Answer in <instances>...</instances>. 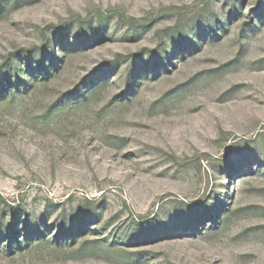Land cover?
<instances>
[{
  "label": "rangeland",
  "instance_id": "rangeland-1",
  "mask_svg": "<svg viewBox=\"0 0 264 264\" xmlns=\"http://www.w3.org/2000/svg\"><path fill=\"white\" fill-rule=\"evenodd\" d=\"M11 218L0 264H264V0H0Z\"/></svg>",
  "mask_w": 264,
  "mask_h": 264
},
{
  "label": "trees",
  "instance_id": "trees-1",
  "mask_svg": "<svg viewBox=\"0 0 264 264\" xmlns=\"http://www.w3.org/2000/svg\"><path fill=\"white\" fill-rule=\"evenodd\" d=\"M41 63L43 64L42 60L39 61L38 68L31 67L28 70V72H26V73H29L30 76L35 74L36 72H38L40 74H43L44 70L40 68V67H42ZM9 67H12V66H9ZM35 69H37V70H35ZM19 71H21V70H19ZM22 71H23V69H22ZM47 74H48V72H47ZM5 81L10 85V89H12V87L15 86L16 84L21 86L20 82H22V80L20 78H18L16 84L12 86L11 78H5ZM29 82H30L29 80L28 81H23V85H27ZM19 232H20V229L16 227L15 218H11L10 222L7 224V227L5 228V230L4 231H0V247L2 245L6 244L7 247H9V248L12 247L13 248L15 242H18V244H21V242H20L21 240L18 238L19 237L18 236ZM26 236L27 237L25 239V242L28 243V241H29L28 237L29 236L28 235H26Z\"/></svg>",
  "mask_w": 264,
  "mask_h": 264
}]
</instances>
